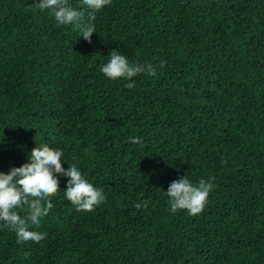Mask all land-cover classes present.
<instances>
[{
    "label": "trees",
    "instance_id": "1",
    "mask_svg": "<svg viewBox=\"0 0 264 264\" xmlns=\"http://www.w3.org/2000/svg\"><path fill=\"white\" fill-rule=\"evenodd\" d=\"M37 2L0 0V172L47 144L105 200L76 211L58 177L29 224L46 238L0 223V264H264V0H111L94 21L68 0L91 43ZM111 50L156 74L106 78ZM184 175L213 185L195 216L165 194Z\"/></svg>",
    "mask_w": 264,
    "mask_h": 264
},
{
    "label": "clouds",
    "instance_id": "2",
    "mask_svg": "<svg viewBox=\"0 0 264 264\" xmlns=\"http://www.w3.org/2000/svg\"><path fill=\"white\" fill-rule=\"evenodd\" d=\"M111 0H82L88 10L89 21L96 19V13ZM36 8L48 9L59 25H72L85 41L91 43V36L96 32L91 23H82L84 12L73 8L68 0H38ZM109 59L100 68L101 73L109 79H131L138 74L147 73L154 76L155 68L151 64L129 63L127 57L117 50L108 53ZM163 61L161 64L163 65ZM134 83L125 87L133 88ZM132 144L142 143L140 138H130ZM64 153L47 144L34 147L28 157L29 162L19 167H11L7 174L0 172V223L16 233L18 242L39 244L47 236L46 232L29 230V224L39 226L41 218L54 207L50 197L61 190L58 177H67L64 198L75 206L76 211H92L105 200L103 190L88 182L75 164L65 170L62 167ZM213 185L211 178L193 183L187 176L170 182L165 192L170 211L175 213L186 210L189 215H198L203 211ZM148 201L135 203L136 209L147 208ZM18 210L25 212L21 216ZM27 255V254H26Z\"/></svg>",
    "mask_w": 264,
    "mask_h": 264
}]
</instances>
